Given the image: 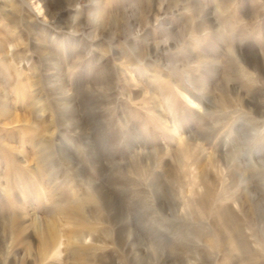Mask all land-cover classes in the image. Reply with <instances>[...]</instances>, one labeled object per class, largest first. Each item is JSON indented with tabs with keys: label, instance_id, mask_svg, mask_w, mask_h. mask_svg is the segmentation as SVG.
I'll use <instances>...</instances> for the list:
<instances>
[{
	"label": "rangeland",
	"instance_id": "rangeland-1",
	"mask_svg": "<svg viewBox=\"0 0 264 264\" xmlns=\"http://www.w3.org/2000/svg\"><path fill=\"white\" fill-rule=\"evenodd\" d=\"M0 264H264V0H0Z\"/></svg>",
	"mask_w": 264,
	"mask_h": 264
},
{
	"label": "bare ground",
	"instance_id": "bare-ground-1",
	"mask_svg": "<svg viewBox=\"0 0 264 264\" xmlns=\"http://www.w3.org/2000/svg\"><path fill=\"white\" fill-rule=\"evenodd\" d=\"M222 223L224 226L232 228V232H237V227H235L234 222L229 214L224 213V216L221 217ZM48 245V244H47ZM50 246V245H49Z\"/></svg>",
	"mask_w": 264,
	"mask_h": 264
}]
</instances>
